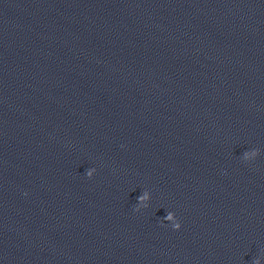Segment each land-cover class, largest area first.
Segmentation results:
<instances>
[{"label": "clouds", "instance_id": "9594fccd", "mask_svg": "<svg viewBox=\"0 0 264 264\" xmlns=\"http://www.w3.org/2000/svg\"><path fill=\"white\" fill-rule=\"evenodd\" d=\"M256 151L254 150L252 155H256ZM249 156V153H245V158L247 159ZM95 172L94 168H89L86 170V175L88 178H91L93 176ZM148 199V194L145 192L143 193L141 196L138 197V201L140 202L139 204L136 205L135 207V211H139L140 207L143 206L144 208H147L148 205L146 203H144V201H146ZM166 219L169 221H172V228L173 230H179L181 228V223L179 222V220L176 218L174 213L169 212L166 215ZM252 264H261V259L259 257L255 258L252 261Z\"/></svg>", "mask_w": 264, "mask_h": 264}]
</instances>
